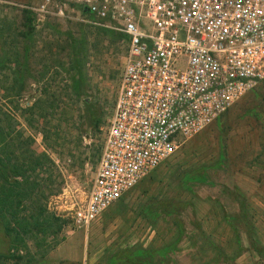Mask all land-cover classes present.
Returning a JSON list of instances; mask_svg holds the SVG:
<instances>
[{"label":"rangeland","instance_id":"1","mask_svg":"<svg viewBox=\"0 0 264 264\" xmlns=\"http://www.w3.org/2000/svg\"><path fill=\"white\" fill-rule=\"evenodd\" d=\"M40 1L0 0V106L29 135V150L55 163L32 175L59 187L42 203L66 219L56 239L66 243L63 252L78 257L73 264H264V79L200 132L182 138L117 207L79 227L72 216L87 199L100 155L83 165L59 156L49 139L66 122L63 109H48L47 93L72 87V79L91 89V105L103 112L104 145L127 41L83 13L37 15L31 7ZM65 101L67 117L84 112L82 102ZM83 130L89 143L84 120Z\"/></svg>","mask_w":264,"mask_h":264},{"label":"built area","instance_id":"2","mask_svg":"<svg viewBox=\"0 0 264 264\" xmlns=\"http://www.w3.org/2000/svg\"><path fill=\"white\" fill-rule=\"evenodd\" d=\"M31 10L83 13L127 37L98 166L72 216L85 229L264 79V0H41Z\"/></svg>","mask_w":264,"mask_h":264},{"label":"trees","instance_id":"3","mask_svg":"<svg viewBox=\"0 0 264 264\" xmlns=\"http://www.w3.org/2000/svg\"><path fill=\"white\" fill-rule=\"evenodd\" d=\"M72 81V87L63 86L51 95L47 93L48 109L53 113L63 109L59 114L66 122L65 127L51 133L49 140L61 158L70 155L83 165L87 159L93 163L101 155L103 112L91 105L87 93L92 90L81 85L80 80ZM67 99L84 105V112L77 118L66 116ZM60 103L63 107H59ZM38 109L43 111L44 107ZM83 120L88 126L89 143H84L87 133L83 130ZM15 122L14 113L0 106V264H44L61 241L56 236L66 225V219L49 212L42 203L58 192L59 187L51 180H39L32 173L51 171L55 163L47 153L29 150V135L17 130Z\"/></svg>","mask_w":264,"mask_h":264},{"label":"crops","instance_id":"4","mask_svg":"<svg viewBox=\"0 0 264 264\" xmlns=\"http://www.w3.org/2000/svg\"><path fill=\"white\" fill-rule=\"evenodd\" d=\"M127 193V192H126ZM117 202V201H116ZM115 202L112 204L114 205ZM111 205V206H112ZM110 207V206H109ZM108 207V208H109ZM117 206H112L111 210L114 209ZM105 212V211H104ZM103 212V213H104ZM67 242V241H66ZM64 244H59L57 247H55L47 256V260L44 264H73L72 260L76 259L78 257H74L73 254H67L63 252Z\"/></svg>","mask_w":264,"mask_h":264},{"label":"water","instance_id":"5","mask_svg":"<svg viewBox=\"0 0 264 264\" xmlns=\"http://www.w3.org/2000/svg\"><path fill=\"white\" fill-rule=\"evenodd\" d=\"M84 11L86 12V11H87V9H84Z\"/></svg>","mask_w":264,"mask_h":264}]
</instances>
